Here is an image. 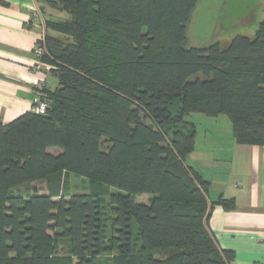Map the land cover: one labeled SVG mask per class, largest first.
<instances>
[{"label":"trees","instance_id":"obj_1","mask_svg":"<svg viewBox=\"0 0 264 264\" xmlns=\"http://www.w3.org/2000/svg\"><path fill=\"white\" fill-rule=\"evenodd\" d=\"M47 1L64 13L41 23L49 107L0 122V264H229L208 218L234 202L186 162V116L226 115L264 150V13L252 37L186 47L197 0ZM65 172L91 190L67 197Z\"/></svg>","mask_w":264,"mask_h":264},{"label":"crops","instance_id":"obj_2","mask_svg":"<svg viewBox=\"0 0 264 264\" xmlns=\"http://www.w3.org/2000/svg\"><path fill=\"white\" fill-rule=\"evenodd\" d=\"M36 10L40 19L33 16ZM62 17L64 13L47 0H0L1 123L32 111L38 81L46 80L50 89L55 86L33 48L43 34L42 19ZM223 119L201 118V132L195 119L188 120L196 134L186 162L209 182L211 201L222 197L234 202L230 209L214 205L208 218L219 245L233 251L229 264H264V150L237 144L231 126H225L223 135L216 127Z\"/></svg>","mask_w":264,"mask_h":264},{"label":"rangeland","instance_id":"obj_3","mask_svg":"<svg viewBox=\"0 0 264 264\" xmlns=\"http://www.w3.org/2000/svg\"><path fill=\"white\" fill-rule=\"evenodd\" d=\"M264 13V0H197L191 12L190 18L186 25V47L205 46L213 41H219L221 44H226L228 40L235 34H246L253 36L255 29ZM65 13V17H66ZM197 76L201 77L198 73ZM225 121H219L216 127L222 134H226L225 130L231 126L230 120L226 115ZM211 117L201 113H192L186 116L187 120L195 119L197 129L200 131L201 118ZM227 122V123H224ZM201 132V131H200ZM224 137V136H223ZM57 147H50L49 152L57 153ZM65 188L66 196L74 192H87L91 190L90 181L73 172H65ZM64 174V172H63ZM42 188V187H40ZM109 193L123 192L122 190L109 186ZM11 192L26 195L24 186L11 188ZM151 194L135 195L136 201L147 203ZM109 196L105 195V202ZM105 212H109V207L105 206ZM134 229L136 228L133 222ZM51 233V231H49ZM58 252L61 254L67 253V242L61 240L58 243ZM154 257H164L165 253L160 250L152 252ZM99 260H104V257H97ZM101 264V263H100Z\"/></svg>","mask_w":264,"mask_h":264},{"label":"built area","instance_id":"obj_4","mask_svg":"<svg viewBox=\"0 0 264 264\" xmlns=\"http://www.w3.org/2000/svg\"><path fill=\"white\" fill-rule=\"evenodd\" d=\"M33 16L35 18H37L38 12L34 11ZM40 39H41V36L38 38V41L36 42V44L34 45V48H33V51H34V54L36 56V60L38 63H40L39 57L42 54V47L39 44ZM46 87H47L46 80H43V79L38 81L36 84V94H35L34 103L32 106V110L34 112H43L49 107V101L47 100L46 95L43 91L44 88H46Z\"/></svg>","mask_w":264,"mask_h":264}]
</instances>
